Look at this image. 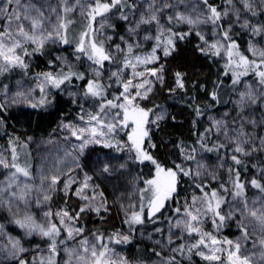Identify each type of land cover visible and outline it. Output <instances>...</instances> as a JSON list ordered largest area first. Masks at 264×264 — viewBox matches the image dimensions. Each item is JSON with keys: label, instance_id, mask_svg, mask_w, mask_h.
<instances>
[{"label": "snow or ice", "instance_id": "1", "mask_svg": "<svg viewBox=\"0 0 264 264\" xmlns=\"http://www.w3.org/2000/svg\"><path fill=\"white\" fill-rule=\"evenodd\" d=\"M117 21L126 26L123 33L116 31ZM239 35L248 37L243 48ZM193 36L195 51L217 68L211 91L192 82L209 99L202 108L189 98L193 127L213 105L220 111L207 114L195 141H181L178 160L165 163L152 133L166 113L150 102L157 86L167 83L166 62ZM51 45L67 46L73 59L53 57ZM37 56L47 58V70L35 73L26 91L9 95L5 85L0 112L19 103L47 107L50 97L67 92L79 111L61 129L65 140L77 143L39 170L19 137H10L0 151L6 172L0 181V264H145L129 260L117 246L131 244L136 226L146 220L156 223L170 201L167 236L155 229L161 234L154 241L161 251L152 249L158 264H192L194 255L202 264H264V161L252 164V175L241 171L247 172V159L264 156V0H2L0 76L19 70L27 77ZM172 75L169 94L187 92L188 74ZM93 145L126 154L120 170L129 161L149 166L131 176V192L117 197L127 232L88 231L81 223L88 214L104 221L110 205L96 180L113 175L112 161L121 159L98 156L90 175L80 158ZM210 153L215 167L202 162ZM225 167L227 180L219 171ZM182 178L188 183L183 190ZM249 186L256 195H248ZM58 197L63 204L53 210ZM72 198L76 207L68 206ZM233 221L239 235L222 236Z\"/></svg>", "mask_w": 264, "mask_h": 264}, {"label": "trees", "instance_id": "2", "mask_svg": "<svg viewBox=\"0 0 264 264\" xmlns=\"http://www.w3.org/2000/svg\"><path fill=\"white\" fill-rule=\"evenodd\" d=\"M52 4H56L57 0H50ZM217 4H221L223 0H215ZM2 3V0H0ZM118 27L117 32L123 33L125 30V25L122 22L117 21ZM108 34H112V30L108 29ZM118 39V38H117ZM248 37L245 35H239L237 37L238 42L241 44L242 48L246 46V41ZM191 43L184 42L180 46V55L175 58H169L167 63L168 71L166 72V85L163 88L157 86L156 93L151 98V103L160 105L165 109L166 118L161 122L160 129H153V142L158 145L157 155L165 163H170L172 159H177L179 157V148L177 145L183 141L186 144H192L195 139V133L203 131V128L207 126V114L217 115L220 109L213 105L212 108L208 111L205 116L199 118L200 123L194 128L192 121L196 119L193 113V109L190 106V97H196V104H199L204 108L208 103L209 99L204 92L192 89V82L198 81L204 83L207 90L211 91L212 82L216 80L217 68L206 60L204 57L200 56L198 52L195 51V44L197 43L196 38L193 36L190 38ZM50 51L51 55L54 57L60 52H64L68 56H71V49L67 46L57 47L51 45ZM47 70V58L45 56H37L33 58L32 67L29 71L27 77H22L19 70H16L10 74H5L0 76V86H8V89L11 93L16 91H22L23 86L33 85L31 77L40 71ZM184 71L188 74L187 81V92L176 91L174 94H169L168 88L172 85L174 71ZM21 81L20 85L12 86L13 81ZM80 83V82H79ZM19 89V90H18ZM38 98V93L36 94ZM52 103L47 107L43 108H32L28 104L19 103L10 105L6 112H0V120L3 121V124H0V131L5 132L10 130L13 133L25 137H36L43 138L48 143L54 144L55 146L62 147L60 138L65 140V136L61 135V130L59 129L61 122H66L72 118H76V114L79 111V108L76 105H73L72 99L66 97L62 93H56L54 97H50ZM173 117L175 119H173ZM105 153H111L113 156H118L120 160H113L112 164L116 168L113 175L107 176L106 178L97 179L96 182L101 185V188L104 190L105 195L108 198L110 205V211L105 215V219L102 222L94 214H88L83 217L81 223L86 225L87 229H101L102 231L112 232L116 229H122L124 232H127V225L122 224L123 213L120 211L119 204L117 203V197L121 196L122 193L127 195V193L132 191L130 186L131 176H134L141 169L144 172L148 171L149 166L145 165H136L129 161V165L126 169L120 170L118 164L122 163L124 159H127L126 154L115 153L110 149H104L99 145L90 146L86 150L85 155L80 158V163L83 165L84 171H88L89 174H93L92 168L93 164L97 160L98 156L103 158ZM264 161V156L255 155L252 158L246 160L248 165L247 172H244L242 169V174L244 176L252 175L256 172V169L252 168L253 163H258ZM203 163L207 164L209 167H215L217 165V159L215 154L205 155ZM230 164L231 161L229 160ZM227 167V165H226ZM225 169H220L223 179L227 178ZM5 172V170H0V177ZM82 174V173H81ZM188 187L187 178L181 179V190ZM128 192H124L127 190ZM191 189H189V192ZM257 194L255 189L248 188V195ZM184 192L181 191L180 201L183 203ZM190 198V197H189ZM127 203V200L124 201ZM63 200L61 198H56L53 202V210L57 206L62 205ZM69 207H76L77 202L75 198H72L68 201ZM174 207L171 202L169 208L172 213V208ZM168 206L162 211V214L167 210ZM169 210V211H170ZM3 214L0 213V216ZM165 218L162 221L163 225L168 227V218L172 214H166ZM157 216H161L157 215ZM0 222H4L0 220ZM146 223L142 226L151 229L152 224L150 221L146 220ZM207 230H211L210 221L205 225ZM222 236H227L228 238H235L239 235L237 231L235 222H229V225L224 227L221 231ZM152 246L146 241L136 239L128 245L127 254L130 260L144 261L145 264L154 260L156 256L152 253ZM156 251H161L157 249ZM192 264H202L201 260L197 256L192 257Z\"/></svg>", "mask_w": 264, "mask_h": 264}, {"label": "rangeland", "instance_id": "3", "mask_svg": "<svg viewBox=\"0 0 264 264\" xmlns=\"http://www.w3.org/2000/svg\"><path fill=\"white\" fill-rule=\"evenodd\" d=\"M76 18L79 20V16H77ZM58 55H63V56L68 57L69 59H73L72 56H68L64 52H60ZM17 81H13L12 86L17 85ZM76 83L78 84L79 82H76ZM30 86H33V85H30ZM30 86H23L22 88H24V89L22 91H26ZM3 88H4V86H0V93H2ZM69 90H74V89H69ZM12 94L13 93H11L9 91V95H12ZM62 94L65 95L66 97H69V98L73 99L72 97H70L68 95L67 92H63ZM85 107H87V105H85ZM161 108L165 112V109L163 107H161ZM73 120H75V119L72 118L71 120H67L66 122L73 121ZM59 129L62 131L61 135H63V136L67 135V133L61 129V125H60ZM10 137H19L20 141L27 143V149H25L23 151L28 152V153L31 154L30 160H31V163H32L34 169H36V170H39V168L42 167V166H46V165L50 164L56 156H58V155L62 156L63 155V150L65 148L71 149L72 144L77 143V141H75L74 138H72L70 141L63 140V139L60 138V141H61L63 146L59 147V146H55L54 144L48 143L43 138H36V137L32 138L31 137V139L29 140L28 139L29 137L23 138L21 135L13 133L10 130H7L5 132H3V131L1 132L0 131V151H4V149L7 148L8 141H9ZM22 159H23V155H22ZM0 170H4V169L0 168ZM5 175H6V172H4L2 174V176L0 177V181H2L4 179ZM225 180H227V178ZM129 189L130 188H128L124 192L125 193L128 192ZM253 195H256V194L254 193V194L249 195V196L251 197ZM170 204H171V201L168 202L167 210L163 214H161V216H157V218H156L157 222L156 223L150 222L153 225L151 229L146 228L144 226H139V225L136 226V231H135V234H134L132 242L136 238V239H140V240L146 241L147 243L150 244V246H152V248L156 247L155 244H154V241L161 239V234L157 233L155 231V229L156 228L163 229V235L165 237L167 236L168 227L166 225H163L162 221L165 218V216H167L166 214H169V213H170V215L172 214L171 210L169 208ZM158 215H160V214H158ZM146 223H149V222L145 221L144 224H146ZM82 224H83V222H82ZM94 229H87V230L88 231H92ZM120 230L123 231L122 229H120ZM150 235L152 237L151 240L149 239ZM128 245L117 246V252H119V253H121L123 255H126L128 257V254L126 252L127 249H128ZM156 248L160 249L159 247H156ZM129 260H130V258H129ZM146 264H158V258L156 257L154 260H152V261H150V262H148Z\"/></svg>", "mask_w": 264, "mask_h": 264}, {"label": "water", "instance_id": "4", "mask_svg": "<svg viewBox=\"0 0 264 264\" xmlns=\"http://www.w3.org/2000/svg\"><path fill=\"white\" fill-rule=\"evenodd\" d=\"M163 211V210H162ZM158 215V214H157Z\"/></svg>", "mask_w": 264, "mask_h": 264}]
</instances>
